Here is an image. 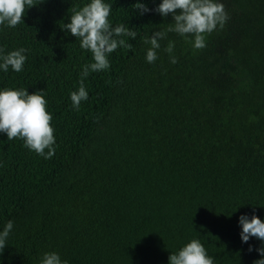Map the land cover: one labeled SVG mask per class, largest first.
Returning <instances> with one entry per match:
<instances>
[{
  "label": "trees",
  "instance_id": "16d2710c",
  "mask_svg": "<svg viewBox=\"0 0 264 264\" xmlns=\"http://www.w3.org/2000/svg\"><path fill=\"white\" fill-rule=\"evenodd\" d=\"M84 2L43 0L0 30L6 51L28 50L0 87L44 90L56 140L44 159L0 134V228L13 220L0 264L52 250L69 264H168L194 237L214 264H253L260 241L241 243L238 217L264 220V0H221L229 18L203 49L167 32L151 64L142 37L171 17L133 6L159 0H113V26L137 36L84 79L88 100L74 109L90 53L60 25Z\"/></svg>",
  "mask_w": 264,
  "mask_h": 264
},
{
  "label": "clouds",
  "instance_id": "9594fccd",
  "mask_svg": "<svg viewBox=\"0 0 264 264\" xmlns=\"http://www.w3.org/2000/svg\"><path fill=\"white\" fill-rule=\"evenodd\" d=\"M42 2L43 0H0V30L22 24L26 9ZM133 6L141 15L154 12L162 19L171 17L172 22L167 24L165 30H154L151 35L146 33L142 37L143 43L148 45L144 59L149 64L157 60L160 41L166 38L167 32H175L185 40L191 37L192 48L203 49L206 46V35L223 28L229 18L221 0H159L151 9L142 2ZM112 9L113 0H85L79 8L73 7L68 22L60 25L65 35L75 38L80 49L90 53V61L81 66L78 88L69 93L74 109H79L81 102L88 100L84 79L90 73L107 71L110 68L109 56L118 47L131 48L125 38L135 39L137 36L124 23L113 26L109 19ZM173 50L174 42L169 40L164 51L170 54V63L175 64L177 58L172 55ZM27 51L24 47L6 51L4 46H0V72H22ZM46 106L44 90L29 94L23 87H0V134H5L7 140L21 139L23 146L29 151L50 159L55 154L56 140L50 123L52 113L46 110ZM238 226L241 243H247L250 238L260 241L261 246L255 249L259 258L253 264H264V220L254 214L251 217L241 214ZM12 230L11 219L0 228V254ZM252 250L249 245L248 251ZM38 264H69V260L62 259L58 251L52 250L43 252ZM168 264H214V258L208 255L201 240L194 237L176 251L170 252Z\"/></svg>",
  "mask_w": 264,
  "mask_h": 264
}]
</instances>
